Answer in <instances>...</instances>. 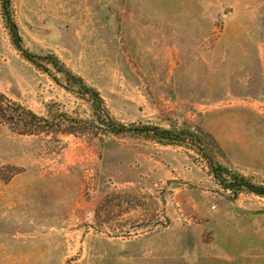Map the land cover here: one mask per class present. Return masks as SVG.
<instances>
[{
  "label": "rangeland",
  "instance_id": "1",
  "mask_svg": "<svg viewBox=\"0 0 264 264\" xmlns=\"http://www.w3.org/2000/svg\"><path fill=\"white\" fill-rule=\"evenodd\" d=\"M125 123L189 128L205 150L99 129L88 95L12 41L0 91L53 122H0V264H264V196L231 199L199 151L264 185V0H12Z\"/></svg>",
  "mask_w": 264,
  "mask_h": 264
},
{
  "label": "trees",
  "instance_id": "2",
  "mask_svg": "<svg viewBox=\"0 0 264 264\" xmlns=\"http://www.w3.org/2000/svg\"><path fill=\"white\" fill-rule=\"evenodd\" d=\"M1 4L5 25L9 29L12 41L17 49L27 60L52 75L54 79H56V76L45 65V61L51 64L57 72L63 73L67 80L77 84L79 86L78 92L91 98L94 112L100 124L98 128L103 132L115 135L133 133L166 144L174 143L205 150L203 138L189 128H165L155 124L125 123L114 117L100 91L88 85L84 78L68 67L58 55L55 53L41 55L26 48L14 17L12 0H1ZM0 122L7 123L24 133H36L42 129L53 128V122L50 119L10 99L1 91ZM199 153L206 160L209 171L219 186V190L229 198L236 199L244 192L264 196V185L255 183L248 176L218 163L207 151H199Z\"/></svg>",
  "mask_w": 264,
  "mask_h": 264
}]
</instances>
